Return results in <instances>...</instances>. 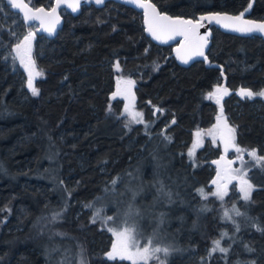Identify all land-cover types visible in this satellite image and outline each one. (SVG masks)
<instances>
[{
  "label": "trees",
  "instance_id": "16d2710c",
  "mask_svg": "<svg viewBox=\"0 0 264 264\" xmlns=\"http://www.w3.org/2000/svg\"><path fill=\"white\" fill-rule=\"evenodd\" d=\"M151 1L172 16L226 11L264 19V0ZM62 16L55 37L34 33L42 75L33 95L9 52L34 24L25 25L0 0V264H46L47 246L63 242L86 264H131L107 258L112 234L100 220L92 222V207L86 206L105 212L101 199L107 195L122 197L123 205L132 197L129 188L142 189L135 208L157 217L167 235L158 241L171 248L165 264H264V166L249 171V201L235 188L220 200L208 184L219 147L207 141L195 158L187 151L194 130L215 122L219 104L208 93L224 84L229 92L222 113L237 144L264 155V97L236 94L240 87L264 88V38L212 26L205 59L183 66L172 45H158L145 34L142 13L132 7L108 1ZM117 74L135 81V105L151 123L150 132L144 122L126 126L123 100L110 99ZM160 182L171 202L157 191ZM57 212L61 216L53 220ZM221 233L227 235L221 239ZM213 240L227 253L209 256Z\"/></svg>",
  "mask_w": 264,
  "mask_h": 264
},
{
  "label": "rangeland",
  "instance_id": "374dc122",
  "mask_svg": "<svg viewBox=\"0 0 264 264\" xmlns=\"http://www.w3.org/2000/svg\"><path fill=\"white\" fill-rule=\"evenodd\" d=\"M239 15H241V14H239ZM35 29H36V25L34 24V28L28 29L27 32H25L21 37H19L17 42L11 46L10 52H9V55H10L11 59L13 60V62L15 63V66L17 68L21 69V71L23 72V74H24V85L28 89H29V87H28L29 70L26 69L25 64H29V67H31V65L29 63V58H30L31 62H34L36 71L41 72L40 69L38 68L37 64H36L35 56L33 53V38L31 40L30 52L28 51L27 45H25L24 47L19 49V54H18V50L16 48V45L20 41L23 40V37L25 35H27L29 31L35 33L36 32ZM21 59H23L24 63H21ZM114 67H115V69H118L116 63L114 65ZM41 75L34 76V79H33L34 87H35V80L37 78H39ZM115 79H116L115 87H114V90L110 93V99L112 100L115 98H121L123 100V106H122L121 113H120L123 120L125 122H127L128 120L131 119L129 114L125 111V106L128 105L133 112H140L143 114V122L145 123L146 131L150 132L151 123L145 121L143 111L141 109H138L135 105V94H134L133 86H129L125 83L126 80H130V79L125 77V76H122L120 74H117ZM223 85L224 84L215 86L209 92V93H213V95L210 99L215 101L217 104H219V94L221 92V91H217V89ZM129 88H130V91H129ZM261 91H264V88ZM209 93H208V97H209ZM133 95H134V102L132 100ZM133 103H134V107H132ZM218 114L219 113H217L216 117L218 116ZM221 115L223 116V120L226 123L225 138H228L231 135V133L228 132V128H234V127L226 122L225 116L223 115V113H221ZM134 123L135 122H132L130 124H134ZM210 129L213 130L212 135L207 134ZM197 131H202V135L199 138L196 136ZM220 131H221V127L219 124L216 123V121L207 127L195 129L193 132V139H192L191 145H190L189 149L187 150L188 155H189V151L192 150L194 155H192V156L189 155V156H190V158L191 157L195 158L197 151L200 148H202L206 144L207 141L209 142V144L213 148L219 147V156L216 159L210 160V162L214 163V167H215V171H216L215 176L211 180H209V182H208V184L211 187L210 194L217 190V185L223 186L224 184H227V195L224 197V199L230 198V196L233 193V190H232L233 188H235V192L238 193V197L240 199H243L242 193L240 192L241 185H240L239 176L243 175V178L246 179L248 181V183L253 185L249 179V171L252 168L263 167L262 165H264V162H262V164H257V162L251 156L248 155V152H250L252 150H247L243 147H240L237 144L236 139L234 141L235 145L240 147L241 149H244L245 151H243L242 153H237L235 151V148L232 147L231 144H229L228 150L225 151V147H223L222 142L220 141V136H219ZM234 135H235V133H234ZM194 145H195V147H194ZM209 150L211 151V149H209ZM253 150H255V149H253ZM223 153L225 155L224 157H223ZM256 153H257V151H256ZM257 155L258 156H264V155H260L258 153H257ZM221 160H223V164H222L223 168H225L228 172V178H225L223 171L218 169V165H217L218 163H215V162H217V161L219 162ZM232 170H236V172H233ZM218 172H220V174H221L220 177L217 176ZM232 176H236L237 178L231 179V181L228 182L229 178ZM213 180H216L217 183L213 184L212 183ZM253 190H254V186H253ZM251 194H252V192H251ZM101 201L105 205V206H103V207H105L104 208L105 212L102 211L96 204L93 205V203H92V205H93L92 206L93 216L95 215L97 210H100V216L101 217H105V218L109 217V216L113 217L112 220L107 221V224H105L102 219H98V220H100L102 227H104L108 230L109 228L123 229L124 227H127L129 225H136L138 233H139L137 239H138V242H139L141 247L146 246L147 242L149 240H151V246L152 247H161V248L167 247L169 249L168 253H170L171 248H169V245H166L162 242H158L159 240H162L164 238V236H167V235H165V233H163L161 231V224L158 222L157 217H153L151 214H149L150 212L148 214L143 212V210H141L140 208L137 209L138 215H134L131 218L126 215V213L128 211L129 203H134V205H135V201L134 202L132 201V197H130L129 201L126 198L123 205H122V202H123L122 197H120V198L119 197H113L112 198L109 195H107V196L103 197V199H101ZM153 206H154V204H153ZM125 221H127V223H125ZM111 234H112L113 240H112V244H111L109 251L112 249V245L116 240V237L113 235L112 232H111ZM47 247L48 248H47L46 253H45V260L47 262L46 264H80V260L82 259V257L80 255L79 251L74 249L72 244L63 242L60 244H51L50 246H47ZM156 256H158L160 259L158 260V259L152 258V259H149L148 262L152 261L153 264H160V260H163L165 262V259L167 258V256L166 257L164 256L163 252L157 253ZM141 262H143V261H141Z\"/></svg>",
  "mask_w": 264,
  "mask_h": 264
},
{
  "label": "snow or ice",
  "instance_id": "6c2138e0",
  "mask_svg": "<svg viewBox=\"0 0 264 264\" xmlns=\"http://www.w3.org/2000/svg\"><path fill=\"white\" fill-rule=\"evenodd\" d=\"M9 4L11 5V7L21 10L23 11V19L26 22H31L34 20H40L41 25L43 26L44 20H43V16H49L55 13L56 9L53 8L51 10V13L45 12L43 8H39V9H33L32 7H30V0H8ZM130 2L132 3H136L139 7L144 8L146 10V14H147V9L151 8L152 12L159 17L160 19L163 20H169V17H161L160 14L158 12H156L155 6L150 4V3H145L144 0H130ZM96 3H103V0H96ZM58 4H59V0H58ZM79 5V0H75V3L68 5L69 7H72L73 11L76 10V8ZM249 7H251V5H249ZM43 14V16H41L40 14ZM243 16V13H241L240 16L238 17H234V18H227V19H235L237 21L241 20V17ZM204 19H208V20H212V19H216L217 22H219V18L218 17H201V20ZM245 24L249 25L246 28L243 29H237V30H242V31H248L251 32L253 30H259L261 32H264V23L262 24H253L251 21H245ZM192 22L191 21H183V20H176V21H172L171 22V26H169V28L167 29V31L170 33L169 38H172V35H184L185 38L187 39V29L184 28V25H191ZM47 31H49L50 33L53 31V28H48L46 29ZM149 32H151V34L153 35L154 38L156 39H161V36L157 33V31H155L152 27H149L148 29ZM34 33L29 31L27 35H25L23 37V40L20 41L17 45L16 48L18 50V54H19V49H21L22 47H24L25 45H27L28 47V51L30 52L31 50V40L34 37ZM200 40H203L204 43L206 44L207 41L204 37H199ZM203 45H197L196 46V51L195 54L196 55H203V51H202ZM185 63H187V59L184 60ZM21 63H24L23 59H21ZM29 63L31 65V67H29V64H25L26 69L29 70V77H28V87L31 90L33 95H38V89L36 87H34L33 85V79L34 76H38L41 75L42 73L39 71H36L35 68V64L34 62H31L30 58H29ZM117 68H119V65L117 64ZM125 83L129 86H133L135 84V81L132 80H126ZM130 91V88H129ZM217 91H220V89L218 88ZM225 93H227V89L223 90ZM239 94L241 95L242 98L247 97L249 99L253 98L254 96H264V91H260V92H256L254 93L253 91L249 90V89H245V88H241ZM213 95V93H209V98H211ZM132 100L134 102V95L132 96ZM132 107H134V103L132 105ZM125 111L129 114V116L131 117L130 120H128L126 122V126L129 123L135 122V123H143V114L140 112H133L131 110V108L126 105L125 106ZM157 111H160L161 113L163 112V109H157ZM219 120V117H218ZM173 123H175V121H172ZM215 127V126H214ZM228 132L231 133V135L225 139L224 143H225V151L228 150V146L229 144H231L232 147L235 148V151L237 153H242L243 151H245L244 149H241L240 147L236 146L234 141H235V129L234 128H228ZM213 130H209V132L207 133L208 135H212ZM202 135V131H197L196 132V136L199 138ZM166 139H170V137H166ZM195 147V145H194ZM189 155L192 156L194 155L193 151L190 150L189 151ZM248 155L251 156L256 162L257 164H262V162H264V156H258L255 150H252L250 152H248ZM215 163H218L215 162ZM264 166V165H262ZM233 172H236V170H232ZM220 172L217 173V176L220 177ZM237 178L236 176H232L229 178L228 182L231 181V179H235ZM240 179V192L242 193V198L245 201H249L251 199V192L253 190V185H251L250 183H248V181L246 179L243 178V175L239 176ZM113 185H115L116 180L112 181ZM213 184H216L217 181L213 180L212 181ZM142 189H132L129 188V191L132 194V201H135L136 196L139 194V191ZM158 192L163 193L164 195L168 196L169 198V202H171V193L170 192H165L164 190V185L162 182H160V187L157 189ZM199 193L204 196L205 198H207V193H205L204 189L201 188L198 190ZM211 195L216 196L218 199L223 200L224 197L227 195V184H224L223 186L221 185H217V190L215 192H212ZM87 207L91 208L93 205L92 204H88L86 205ZM232 211H234L236 213V215H241V213L239 212L238 209L233 208ZM127 216H129L130 218L133 217L134 215H138V210L135 208L134 203H129L128 206V211L126 213ZM61 216L60 212L54 213L52 219L56 220ZM161 223H163V216L164 214L161 213ZM225 216L227 218L228 214L225 213ZM97 219H102L104 221L105 224H107V221H110L113 219V217H101L100 216V210H97L95 215L92 218V222H95ZM125 223H127V221H125ZM109 231H111L113 233V235L116 237L115 242L112 245V249L106 253V256L109 260H116V259H120V260H128L131 261V264H140L141 261L144 262V264H147L149 259L155 258V259H160L158 256H156L157 253L163 252L164 256L166 257L168 255L169 249L167 247H152L151 246V240H149L146 244V246L141 247L139 242H138V230H137V226L136 225H129L127 227H124L123 229H118V228H109ZM238 230V228H237ZM258 230H262L259 229ZM227 233H221V239L226 236ZM212 248L209 250V256H211V254L213 252L219 251V252H223V253H227L228 249L227 248H223L220 247V240H213L212 241ZM249 251H251V249H249ZM80 264H86V261L81 259L80 260ZM160 264H164L163 260H160Z\"/></svg>",
  "mask_w": 264,
  "mask_h": 264
},
{
  "label": "water",
  "instance_id": "95a60500",
  "mask_svg": "<svg viewBox=\"0 0 264 264\" xmlns=\"http://www.w3.org/2000/svg\"><path fill=\"white\" fill-rule=\"evenodd\" d=\"M3 1L9 7L11 11L19 15V17L21 18L22 22L25 25L35 24L36 33L38 35H44L49 39L55 37L58 34V31L62 28L63 21H64L63 16H62V11L69 12L72 15L76 16L81 11L82 5L93 4L96 7H102L108 1H115L118 3L124 4L142 13V21H143L145 34L154 43L158 45H172L173 54H174L176 61L183 66H189L196 61L205 59L206 52L211 43V36H212L211 27L212 26L219 28L220 30L224 32L231 33V34H236V35H241V36L258 35L264 38V32H261L259 30H253L251 32L237 30V29H243L249 26L244 23L245 21H251L253 24H262L264 23V19H255V18H250L247 16H242L241 20L239 21L235 19H227L229 17L234 18L240 15L229 13L226 11H209V12L198 14L196 18L183 17V16H172L164 11H161L151 0H144V2L154 5L156 12H158L161 17H164V16L169 17L170 18L169 20L160 19L152 12L151 8L147 9V14H146V10L144 8L139 7L136 3L130 2V0H103V3H99V4L96 3V0H79V5L75 11H73L72 7L68 6L70 4L75 3V0H59V4H58V0H53L52 4L48 7H45V6L34 7L30 5V7H32L33 9L43 8L44 11L48 13H51V10L53 8L56 9L55 13L49 16H43L42 13L40 14L41 16H43V20H44V23L42 26L40 20L26 22L23 19V11L11 7L8 0H3ZM201 17H218L219 22H217L216 19L201 20ZM176 20L192 22L191 25L183 26L184 28L187 29V36H188L187 39L185 38L184 35H172V38H169L170 33L167 31V29L169 28V26H171V22L176 21ZM50 27L53 28V31L51 33L46 30ZM149 27H152L155 31H157V33L161 36V39L154 38L151 32L148 31ZM199 37H204L207 43L205 44L203 40L199 39ZM197 45H203V48H202L203 55L202 56L195 54ZM185 59H187V63L184 62ZM241 88L251 90L250 88L240 87L236 90V94L239 96H241L239 94ZM219 89L221 91L219 94V114L216 117L215 121L221 127L219 136H220V141L222 142L223 147H225L224 141L225 139H227L225 138L226 123L223 120V116L221 115V113H222V101L224 97L228 94L229 88L226 85H223L219 87ZM224 89H227V93L223 91ZM253 92L256 93L255 91ZM218 117H219V120H218ZM224 156L225 155L223 153V157ZM222 164H223V160L218 162L217 164L218 169L223 171L225 178H228V172L225 168H223Z\"/></svg>",
  "mask_w": 264,
  "mask_h": 264
}]
</instances>
